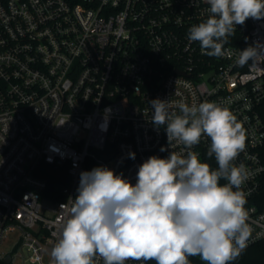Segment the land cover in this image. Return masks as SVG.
I'll use <instances>...</instances> for the list:
<instances>
[{
  "label": "built area",
  "instance_id": "built-area-1",
  "mask_svg": "<svg viewBox=\"0 0 264 264\" xmlns=\"http://www.w3.org/2000/svg\"><path fill=\"white\" fill-rule=\"evenodd\" d=\"M207 7L204 0H0V247L19 235L26 262L51 264L61 205L77 195L80 172L107 166L135 184L148 157L183 151L167 148L164 128L150 122L156 98L214 102L236 116L245 132L236 163L249 172L245 250L264 241V62H236L239 50L264 44V19L237 25L225 55L209 57L187 38ZM209 145L202 138L192 151L215 169ZM8 256L13 262L0 251V263Z\"/></svg>",
  "mask_w": 264,
  "mask_h": 264
},
{
  "label": "clouds",
  "instance_id": "clouds-1",
  "mask_svg": "<svg viewBox=\"0 0 264 264\" xmlns=\"http://www.w3.org/2000/svg\"><path fill=\"white\" fill-rule=\"evenodd\" d=\"M204 3L206 18L190 26L187 38L209 57L225 55L237 25L264 19V0ZM250 61L264 62V44L257 41L239 50L237 64ZM148 103L150 122L157 130L164 128L167 148L176 144L184 150L148 157L138 166L135 184L107 166L80 172L77 195L61 205L66 210L51 264H96L97 258L103 264H191L189 257L196 256L205 264H232L247 248L252 230L243 185L249 172L236 163L245 149L241 123L214 102L173 106L156 98ZM202 138L210 139L207 157L215 158V169L192 151Z\"/></svg>",
  "mask_w": 264,
  "mask_h": 264
},
{
  "label": "trees",
  "instance_id": "trees-1",
  "mask_svg": "<svg viewBox=\"0 0 264 264\" xmlns=\"http://www.w3.org/2000/svg\"><path fill=\"white\" fill-rule=\"evenodd\" d=\"M238 264H264V241L245 250L236 260ZM150 264H156L154 260Z\"/></svg>",
  "mask_w": 264,
  "mask_h": 264
},
{
  "label": "rangeland",
  "instance_id": "rangeland-1",
  "mask_svg": "<svg viewBox=\"0 0 264 264\" xmlns=\"http://www.w3.org/2000/svg\"><path fill=\"white\" fill-rule=\"evenodd\" d=\"M45 205L51 206L49 202H44ZM18 236L15 235L13 238H8L5 240V242L0 247V251L4 252L5 254H13V262L10 264H31L29 262H26V260L20 255L22 251L20 250V247L17 246L18 242ZM0 264H8L6 262H1Z\"/></svg>",
  "mask_w": 264,
  "mask_h": 264
},
{
  "label": "water",
  "instance_id": "water-1",
  "mask_svg": "<svg viewBox=\"0 0 264 264\" xmlns=\"http://www.w3.org/2000/svg\"><path fill=\"white\" fill-rule=\"evenodd\" d=\"M6 263L10 264L11 263V256H8L6 259Z\"/></svg>",
  "mask_w": 264,
  "mask_h": 264
}]
</instances>
